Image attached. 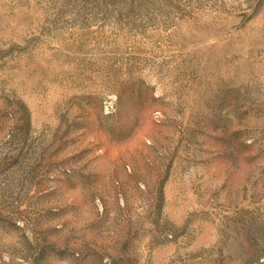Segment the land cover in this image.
I'll use <instances>...</instances> for the list:
<instances>
[{
    "label": "rangeland",
    "instance_id": "374dc122",
    "mask_svg": "<svg viewBox=\"0 0 264 264\" xmlns=\"http://www.w3.org/2000/svg\"><path fill=\"white\" fill-rule=\"evenodd\" d=\"M0 264H264V0H0Z\"/></svg>",
    "mask_w": 264,
    "mask_h": 264
}]
</instances>
